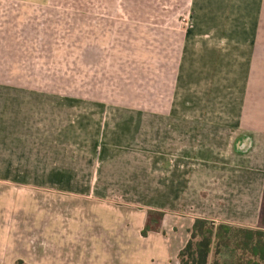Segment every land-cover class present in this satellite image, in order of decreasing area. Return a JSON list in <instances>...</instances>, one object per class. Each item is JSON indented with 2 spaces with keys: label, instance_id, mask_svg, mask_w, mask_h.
Wrapping results in <instances>:
<instances>
[{
  "label": "rangeland",
  "instance_id": "374dc122",
  "mask_svg": "<svg viewBox=\"0 0 264 264\" xmlns=\"http://www.w3.org/2000/svg\"><path fill=\"white\" fill-rule=\"evenodd\" d=\"M92 11L99 0H0V264H180L160 256L165 227L185 231L218 179L206 154L169 143L184 130L167 112L183 32ZM245 163L221 158L219 182L263 181ZM149 210L168 217L145 237Z\"/></svg>",
  "mask_w": 264,
  "mask_h": 264
},
{
  "label": "crops",
  "instance_id": "0c3cea01",
  "mask_svg": "<svg viewBox=\"0 0 264 264\" xmlns=\"http://www.w3.org/2000/svg\"><path fill=\"white\" fill-rule=\"evenodd\" d=\"M99 5L100 11L92 14L165 17L155 26L183 32L167 112L184 130L169 143L184 144L182 154L200 159L206 154L215 161L217 181L198 187L200 193L211 194H197V214L185 231L181 227L176 235L177 219L165 227L164 237L171 242L160 256L167 263L172 255L178 259L190 238L188 229L199 217L258 227L264 179L252 183L249 171L243 172L247 182L227 185L219 182L217 170L225 158L234 164L246 161L264 172V0H99ZM184 16L186 23H175ZM181 202L171 199L170 208H179Z\"/></svg>",
  "mask_w": 264,
  "mask_h": 264
},
{
  "label": "trees",
  "instance_id": "16d2710c",
  "mask_svg": "<svg viewBox=\"0 0 264 264\" xmlns=\"http://www.w3.org/2000/svg\"><path fill=\"white\" fill-rule=\"evenodd\" d=\"M166 212L149 210L142 230L160 232ZM190 238L178 254L180 264H264V198L258 227L196 218ZM15 264H27L19 259Z\"/></svg>",
  "mask_w": 264,
  "mask_h": 264
}]
</instances>
